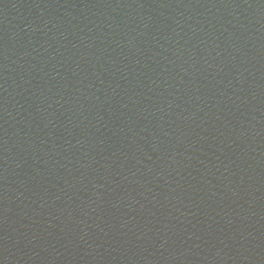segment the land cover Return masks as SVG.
Returning <instances> with one entry per match:
<instances>
[{
	"label": "water",
	"instance_id": "obj_1",
	"mask_svg": "<svg viewBox=\"0 0 264 264\" xmlns=\"http://www.w3.org/2000/svg\"><path fill=\"white\" fill-rule=\"evenodd\" d=\"M91 264H264V0H22Z\"/></svg>",
	"mask_w": 264,
	"mask_h": 264
}]
</instances>
